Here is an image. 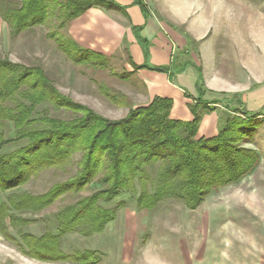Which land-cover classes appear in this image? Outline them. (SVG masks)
I'll return each instance as SVG.
<instances>
[{"label": "trees", "instance_id": "16d2710c", "mask_svg": "<svg viewBox=\"0 0 264 264\" xmlns=\"http://www.w3.org/2000/svg\"><path fill=\"white\" fill-rule=\"evenodd\" d=\"M113 6L109 0H0V17L18 36L38 25L49 27L53 19L56 28H64L90 8ZM57 35V31L47 34L71 61L86 62L82 50L76 47L77 54L69 38ZM93 55L96 60L87 62L93 67L104 66L98 59H109ZM40 105L44 107L37 111ZM171 105L170 99L156 97L147 105L131 107L124 118L110 120L62 94L42 67L0 59L2 237L33 259L96 264L89 251L65 253L63 236L101 232L128 206V199L135 200L137 210H152L167 199L195 209L214 188L237 182L256 166L259 154L240 145L253 139L252 126L257 124L248 120L245 110L234 108L215 137L197 139L202 112L192 108L191 121L174 120L169 116ZM5 122L13 125L17 139H27L24 146L2 152L10 140L1 131ZM48 170L71 176L41 194L19 191ZM126 195L113 206L103 205ZM69 196L73 201L60 205L53 215L54 232L49 229L35 236L21 230L35 222L32 215Z\"/></svg>", "mask_w": 264, "mask_h": 264}, {"label": "rangeland", "instance_id": "374dc122", "mask_svg": "<svg viewBox=\"0 0 264 264\" xmlns=\"http://www.w3.org/2000/svg\"><path fill=\"white\" fill-rule=\"evenodd\" d=\"M187 13L186 24L204 32L203 41L206 40L216 51L215 66L226 79L242 89L251 85L255 88L264 86V0H190ZM56 25L57 21L53 19L49 27L42 25V29L46 34L57 31L59 35L56 37L65 40L66 26L56 28ZM42 38L25 32L19 34L12 50L16 54V63L28 66L26 53L29 50L32 54L28 46L32 43L33 52L39 58L43 48L49 49L54 57H46L48 77L62 94L75 102L110 120L124 118L127 109L140 106L141 101L138 102L137 96L131 93L140 85L125 70V59L120 55L107 61L98 59L97 62L104 66L93 67L87 62L96 60L94 55L80 52L71 45V49L77 54L79 51L86 61L76 64L54 37L47 36L48 43L42 42L45 47L38 41ZM200 46V42L192 44L187 56L196 57ZM0 59L8 60L4 54ZM43 107L40 105L37 111ZM237 109L244 111L242 105ZM53 114L65 116L63 113ZM251 115L248 113L249 118ZM248 120L252 121L251 118ZM253 122L257 123L252 126L253 139H244L240 145L254 150L259 159L240 180L214 188L195 209L167 199L152 210H137L135 200L128 199V206L120 209L116 219L101 232L87 237L77 233L63 236L62 250L67 254L89 251L93 253L92 259L97 260L96 264H264V119H254ZM1 128L5 137L10 139L2 152L13 151L27 143V139H17L18 133L10 122L3 123ZM78 157L79 154L75 159ZM69 176L56 175L48 170L31 179L19 191L41 194ZM127 198L128 195L103 205L110 207ZM70 201L73 199L69 196L32 215L35 222L21 230L35 236L49 229L54 232L53 215L60 205ZM10 232L16 235L11 229ZM0 264L73 263L27 257L0 234Z\"/></svg>", "mask_w": 264, "mask_h": 264}, {"label": "crops", "instance_id": "0c3cea01", "mask_svg": "<svg viewBox=\"0 0 264 264\" xmlns=\"http://www.w3.org/2000/svg\"><path fill=\"white\" fill-rule=\"evenodd\" d=\"M109 1L115 6L93 7L70 20L65 27L66 38L84 52L109 58L120 55L125 59V70L140 85L137 91H131L141 101L139 105H147L156 97L168 98L172 102L170 118L180 121H191L192 108H196L202 112L197 139L215 137L226 118L234 115V108L240 105L252 114V120L264 119V86L242 89L219 72L215 66L216 51L203 41L204 32L186 24L190 0ZM42 28L38 25L24 32L40 39L44 35L38 41L45 47L42 42L48 43V38ZM16 37L0 17V55L13 63L17 62L12 52ZM196 42L201 45L198 55L187 56ZM31 45L28 43L32 54L29 50L26 53L28 67L40 66L46 72L49 69L46 57L54 56L43 48L39 58ZM56 58L53 60L57 61ZM156 67L167 70L159 71Z\"/></svg>", "mask_w": 264, "mask_h": 264}]
</instances>
